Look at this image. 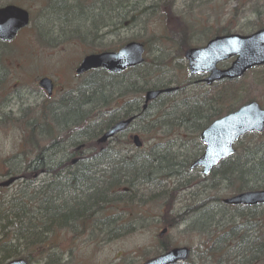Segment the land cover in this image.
<instances>
[{"label": "rangeland", "instance_id": "374dc122", "mask_svg": "<svg viewBox=\"0 0 264 264\" xmlns=\"http://www.w3.org/2000/svg\"><path fill=\"white\" fill-rule=\"evenodd\" d=\"M8 5L25 10L30 25L11 43H0V180L8 174L22 177L1 191L2 209L13 199L15 202L10 205H17L19 200L30 204L42 197L53 200L59 195L65 209L73 205V199L79 200L82 188L74 197L62 185L48 188L53 179L44 174L46 164L71 160L74 155L67 157L73 153L74 143L82 142L75 133L69 136L75 140L66 142L65 151H61V143L51 148L52 130L60 131L56 125L66 127L80 115L91 114L102 98L110 100L115 93L127 92L122 102L136 100L141 109L144 93L156 90L153 86L182 84L190 79L186 93L198 95L209 89L204 83H197L201 78H189L186 62L176 57L170 36L180 30L179 23L186 29L188 48L201 47L217 36H248L264 28V0H0V7ZM129 42L144 46V64L109 82L105 80V84L112 83L114 90L94 94L84 105L83 100L76 98L78 91L85 89L86 79L95 73L75 76L80 61L89 54L116 51ZM43 77L55 84L51 99L37 87L38 79ZM239 82L236 86L243 91L241 104L255 101L264 109V66L249 71ZM173 93L177 95L175 91L167 95ZM172 102L171 99L167 104ZM116 105L112 104L111 109ZM154 113L151 109L146 111L143 120L136 121L128 132L108 145L101 157L95 151L82 153L84 164L89 165L87 178L92 179L84 189H98L107 184H101V180L109 179L107 173L93 178L91 169L96 174L97 170L112 171V181L119 184L109 188L105 204H83L91 215L86 226H72L73 230L50 235L49 247L40 256L33 255L29 264H141L160 255L162 249L171 248L191 251L182 264H264V255L241 252L235 240L229 238L239 235L246 240L251 227L253 239L259 232L264 236L263 222H245L240 217L250 214L222 204L223 199L235 194L234 186L221 176L223 168L206 178L198 170L190 172L185 168L203 151L197 136H186L183 141H174L173 137L169 141L159 137L149 141L145 136V116ZM263 134L243 137L239 141L241 148L237 150L236 146L230 161L243 162L249 152L244 149L255 143L264 144ZM132 135L142 141L139 139L143 145L140 152L127 143ZM170 146L174 148L167 151ZM36 148L41 150L39 155ZM132 155L135 165L129 168L122 159ZM139 162L146 166L140 167ZM75 169L79 167L71 171ZM150 173L153 175L147 177ZM245 175L249 183L259 178ZM186 212L191 214L180 222L178 215ZM253 212V217L260 219L264 207ZM171 220L172 227L167 223ZM163 230L165 233L158 237ZM250 244L244 242L241 246L246 249ZM256 245L255 242L258 251Z\"/></svg>", "mask_w": 264, "mask_h": 264}, {"label": "trees", "instance_id": "16d2710c", "mask_svg": "<svg viewBox=\"0 0 264 264\" xmlns=\"http://www.w3.org/2000/svg\"><path fill=\"white\" fill-rule=\"evenodd\" d=\"M178 25H180V30L172 33L170 38L174 43V50L177 51V53H175L176 57L181 58L184 50L188 48V42L186 40V29L183 30V24L179 23ZM160 64L161 62L158 63L159 66ZM94 73L95 75H90L89 78L86 79V83H84L85 89L78 91V96L76 97L79 100H83L84 105L89 104V101H91L94 94L103 95L105 90H108L109 92L114 90L112 83L105 84L104 82H106L105 80H108V82L109 80H113L115 76L108 75L103 71H95ZM237 82H239V80L234 82L225 81L213 85L205 93H200L198 95L192 91H189V94L186 93L187 86L192 83L190 79L182 84L169 83L167 85H161V87L153 86L155 89H163L174 85L178 88V91L176 92L177 95L174 93L173 95H164L148 106L146 111L151 109L152 111H155V113L146 114L145 116V118H148L145 120V126L147 128L145 130V133H147L145 135L147 136L146 138L149 141L155 140L156 137H159L161 141L164 139L169 141L168 138L170 137H173L175 139L174 141H183L187 138L186 136L195 139L199 132L211 121L240 106L242 103L240 102V98L243 91L237 88ZM130 85L133 87L134 83ZM127 95V92L115 93L113 95L114 98H112L114 100H105L106 97L102 98L100 102L96 103L97 105H94L95 109L91 114L87 116L80 115L79 120H77L76 123L68 124L66 127L54 124L56 125V128L59 127L58 129L60 131H57L56 129L52 130V143L50 147L55 148L57 144L63 142L65 139L66 141H69L72 139L69 136L72 137L77 133V135H79V140L82 142L74 143L75 147L83 145V150L86 152L95 151L96 155L101 157V152L97 148L94 140L103 131L108 129L113 121L126 119L137 113L139 115L138 121H141L144 118L143 115L145 113L142 114L138 107L140 102L137 103L136 100L128 103L125 101L122 102ZM175 96H179V99H174ZM171 99L173 102L167 104ZM163 101L165 102L162 103L160 107H155L158 102L161 103ZM112 104L117 105L114 107L115 110L111 111ZM109 108L110 111H108ZM32 128L35 129L34 127ZM92 132H94V135H92ZM30 133H33L32 130ZM145 136L142 135L144 139ZM28 142H30V139ZM256 144L257 143L252 147L244 149L246 152H249L245 155V160L243 162L240 161L238 163L237 159L232 162L227 160L218 166V168H223L221 176L224 180H227V182L234 186L235 192L264 189V144ZM173 148L174 146H170L167 151H170ZM240 148V144L238 143L237 150ZM36 150H38V148H36ZM46 150L47 149H45L44 152ZM40 152L41 150H38V155ZM81 155L82 154L75 155V157L80 156L77 165L79 167L78 171H68V175L70 173L75 175L73 179L74 186L69 189V192L73 197L75 196L74 194L79 192L82 188L78 195L79 200L73 199L72 206L65 209L63 206L65 202H63L62 197H59L58 195L53 200L42 197L41 199H34L30 204L19 200L20 203L17 205H10V203L15 202V199H13L7 202V206L3 209L0 207V264H4L12 259H24L28 263L32 262L33 255L40 256V253L43 252L42 250H46L49 247L48 242L50 241V235L69 229L73 230L72 228L74 226L84 227L87 225L91 215H89L88 209L84 208L85 206L83 204L87 202H92L91 204L93 205H99L101 203L105 204L104 200L106 194L108 193L109 188H112L113 186L109 183L108 185L100 187L99 190L90 187L84 189V186L87 185V181H84L83 179V169L89 165L84 164L86 161L83 160V156ZM122 160L129 165V168L135 165V156L126 157V159ZM193 160L191 159L189 161L190 163H188L185 168H188ZM36 164L38 168L40 164ZM65 165H70V159L66 162L64 161L56 164L57 168L64 167ZM139 165L146 166V163L141 162ZM172 165L173 164H171V166ZM79 170L80 177L78 179ZM46 172L50 176H52V174L61 173L58 169L53 171L51 168ZM245 174H249L253 178L256 176L259 178L255 182L251 181V183H249L245 180ZM57 178L59 180L56 182L53 180L48 188L52 187L53 184L64 182L62 175H59ZM117 184H119L118 181L115 182L114 186ZM38 197L39 196H36V198ZM240 218L245 222H247V220H252V222L258 221L259 223L263 222L264 224V216H260V219L254 217L249 218L248 216H241ZM167 223L171 227L173 226L172 220ZM263 228L264 226L262 229ZM249 231H253V228L251 227ZM258 234L259 236L253 239L255 233H250L249 238L247 237L246 240H243V236L239 235L228 237L235 240L237 248L239 247L238 245L244 244V242H251L250 253L254 255L261 254L262 256L264 255V236H262L261 232ZM255 242L257 243L256 246L258 247V251L254 247ZM215 243L219 245L218 240ZM220 250L223 249H219V251ZM162 251L165 252L167 249H162ZM46 264L58 263L48 261Z\"/></svg>", "mask_w": 264, "mask_h": 264}, {"label": "water", "instance_id": "95a60500", "mask_svg": "<svg viewBox=\"0 0 264 264\" xmlns=\"http://www.w3.org/2000/svg\"><path fill=\"white\" fill-rule=\"evenodd\" d=\"M28 13L15 6L0 8V42L9 43L18 32L28 27ZM143 46L130 42L116 52H104L89 55L82 59L75 74L80 76L91 70L102 69L109 74L119 75L128 69L139 67L143 63ZM189 77L207 76L202 82L208 86L223 80L241 78L248 70L264 65V29L248 36H219L204 47L188 49L183 54ZM235 58L226 69L219 70L217 65ZM38 87L50 97L53 85L47 78L38 82ZM174 89L148 91L144 95L143 110L149 102L156 100L162 94H168ZM134 120L116 123L97 140L102 145L122 133ZM264 131V109L256 102L242 105L235 111L210 123L198 136L203 145V153L192 163L190 170L201 169V174L207 176L221 161L234 154V145L246 134H262ZM135 148L141 144L137 137L133 138ZM15 179L0 184V188L8 187ZM224 204L230 206L264 205V190L247 191L225 199ZM165 233L163 230L159 236ZM190 251L187 248H173L164 254L152 258L143 264H176L185 262ZM7 264H27L24 260H13Z\"/></svg>", "mask_w": 264, "mask_h": 264}, {"label": "bare ground", "instance_id": "6f19581e", "mask_svg": "<svg viewBox=\"0 0 264 264\" xmlns=\"http://www.w3.org/2000/svg\"><path fill=\"white\" fill-rule=\"evenodd\" d=\"M72 116V115H71ZM78 120H79V118H78ZM77 122V121H76ZM76 122H73V123H76ZM66 139L63 141V142H61V144H62V147H61V151H65L66 149H68L67 147V144H66ZM64 162V161H63ZM66 162V161H65ZM139 163H141V162H139ZM40 167V166H39ZM38 167V168H39ZM140 167H142V165H140ZM50 168L53 170V171H56L57 170V166L56 165H52V166H50ZM61 167H59V169H60ZM92 168V167H91ZM167 169L166 170H169V171H171V169L170 168H168V167H166ZM58 169V170H59ZM43 170H45V169H43ZM47 170H49V169H47ZM47 170H45V172L47 171ZM84 170V173H83V179H84V181H92V179H90V180H88V178H87V170H86V168L85 169H83ZM92 171H89V174L90 175H92L93 176V178H95L98 174H99V170H97V174H96V172L94 173L93 172V169H91ZM61 173L60 174H52V178L53 179H55V178H57L59 175H63V172L61 171V170H59ZM76 171H78V169H75L74 170V172H76ZM73 173H70L69 174V178H68V181L67 182H61V183H59V185H62V186H64L65 188H67V189H70V187H72V186H74V184H73V179H74V177H75V175H72ZM151 175H153V174H149L147 177H151ZM77 177V176H76ZM79 177H80V170H79V176H78V179H79ZM88 187H90V188H93V189H95L94 187H91V186H88ZM95 190H99V188L98 189H95ZM192 209V208H191ZM189 212H186V213H184V214H180V215H178L179 216V218H178V220L180 221V222H183V221H185L186 220V216L187 215H190L191 214V212H190V214H188ZM249 233V229H247V234ZM238 249H240V251L241 252H244V253H246V254H251L250 252H251V250H250V247H247L246 249H244V247L243 246H239L238 247ZM254 255V254H253Z\"/></svg>", "mask_w": 264, "mask_h": 264}, {"label": "flooded vegetation", "instance_id": "af4514ba", "mask_svg": "<svg viewBox=\"0 0 264 264\" xmlns=\"http://www.w3.org/2000/svg\"><path fill=\"white\" fill-rule=\"evenodd\" d=\"M54 93H55V85H54V88H53V95H54ZM68 156H70V155H68ZM73 167H76V165L75 166H64V167H61L60 169L58 167L57 169L61 170L63 172V174H65L66 171L71 170ZM28 169H30V168H28ZM104 174H105L104 170H101V172L99 171V175H98L99 178L103 177ZM64 176H65V179H66V182H67L68 178H69V175H64ZM10 177H14V176H12V174H10L8 176H5L2 180L8 179ZM230 208H233V207H230ZM237 208H239L242 211L250 212V211H254L256 207H252V208L237 207ZM237 208H235V209H237Z\"/></svg>", "mask_w": 264, "mask_h": 264}]
</instances>
